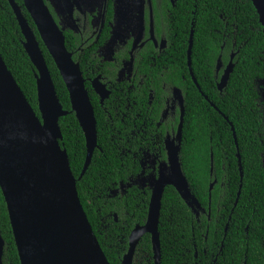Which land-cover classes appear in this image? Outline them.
<instances>
[{
	"label": "trees",
	"instance_id": "trees-1",
	"mask_svg": "<svg viewBox=\"0 0 264 264\" xmlns=\"http://www.w3.org/2000/svg\"><path fill=\"white\" fill-rule=\"evenodd\" d=\"M14 1L40 43L59 101L68 112L59 120L60 145L67 151L79 198L109 263L123 264L132 231L147 223L151 190L138 183L140 162L147 150L167 161V127L157 129L156 122L176 88L184 100L179 161L200 208L193 211L174 187L166 188L159 222L160 264H264V32L251 0H175L174 5L160 0L164 27L157 23L156 31L167 46L161 50L146 43L133 54V102L128 89L117 82L123 63L129 61L125 50L130 45L117 50L112 63L102 62L99 49L107 31L97 44L64 31L97 120L98 147L82 178L86 139L69 92L24 0ZM108 9L112 15L114 4L109 2ZM192 31L191 70L197 84L188 64ZM24 43L9 0H0V54L40 118L37 70ZM232 56L233 71L220 90ZM97 74L112 86L103 106L92 88ZM179 115L168 118L175 130ZM145 121L157 130L137 131ZM131 178L135 183L123 189L121 184ZM0 234L5 241L3 264H21L1 188ZM132 264H156L150 234L140 239Z\"/></svg>",
	"mask_w": 264,
	"mask_h": 264
},
{
	"label": "water",
	"instance_id": "water-1",
	"mask_svg": "<svg viewBox=\"0 0 264 264\" xmlns=\"http://www.w3.org/2000/svg\"><path fill=\"white\" fill-rule=\"evenodd\" d=\"M174 5L175 0H170ZM25 38L24 48L37 70L39 118L16 83L0 54V188L2 190L15 244L21 264H110L93 231L81 203L77 179L72 173L63 139L60 118L68 114L63 109L48 69L40 43L14 0H9ZM264 32V0H251ZM41 40L63 78L70 95L72 112L84 132L87 159L82 178L98 147L97 120L85 86L79 63L67 50L64 29L56 22L45 0H24ZM142 20L133 51L144 32ZM193 31L188 50L191 70ZM165 48L163 43L162 49ZM233 58L220 81L222 90L233 71ZM134 58L130 66L133 68ZM196 83V79L193 76ZM197 84V83H196ZM103 103L110 91L99 78L93 82ZM175 89L174 94L180 95ZM183 107V96H179ZM184 110L174 140L166 142L167 162L162 164L157 179L149 184L151 198L147 223L137 225L129 238V252L123 264H132L140 239L152 236L154 259L161 260L159 222L162 200L168 186L195 209L200 208L179 161L182 143ZM234 131V128H232ZM235 139L236 134L234 133ZM169 139V138H168ZM237 143V139H236ZM238 145V143H237ZM241 164V159L239 157ZM216 183V182H215ZM215 183L210 186L212 192ZM240 195V193H239ZM5 241L0 234V264H3Z\"/></svg>",
	"mask_w": 264,
	"mask_h": 264
},
{
	"label": "flooded vegetation",
	"instance_id": "flooded-vegetation-1",
	"mask_svg": "<svg viewBox=\"0 0 264 264\" xmlns=\"http://www.w3.org/2000/svg\"><path fill=\"white\" fill-rule=\"evenodd\" d=\"M111 2L114 4V9L112 15L109 14L108 3ZM46 5L50 9L53 17L56 22L61 26V28L66 30H72L75 33H78L84 39V36H87L85 43H89L94 39L93 44H97L100 39L104 36V31H107L108 37L107 41L103 44V46L99 49V57L102 59V62L112 63L114 61V57L116 55L117 50L124 48V50L130 45V49H126L125 52L129 54V61H125L123 63V67L118 73V84L124 85L121 88H127L128 93L130 95V102L134 101V92L136 91V76L134 71V62L133 68L131 70L130 61L131 57L137 51L138 48H143L146 43H152L156 48H160L161 50L165 49L167 46V41L164 39L158 40L156 26L157 23H160L162 28L164 27V17L161 12V1L160 0H141V21H144V32L142 34L141 40L138 42L137 48L133 51V44L137 38L138 31L136 33H131L130 31V21L131 19L126 15L120 13L119 17H117L118 9H115V0H45ZM157 7V14L155 12V7ZM57 9H62L57 10ZM61 12L64 13V16L61 17ZM163 17V18H162ZM163 43H165V48L162 49ZM134 58V56H133ZM99 78L100 82L106 86L107 90L110 91V96L112 94L111 85L109 82L105 81V78L102 74L95 75L92 81V88L95 94L99 97L100 103L101 96L95 91L93 87V82L95 79ZM121 82V83H119ZM117 86H115V89ZM176 89V88H175ZM174 89V90H175ZM174 90L172 91L173 96L171 101L167 100L166 107L161 113V118L158 122H156L157 129H159L162 125L165 124L167 127V132L165 135L164 145L166 149V142L171 139L174 140L178 131V127L174 129V122L168 123V118L171 115L180 113L179 117L181 119L182 108L184 110V100L183 107L180 104L179 96L177 97L174 94ZM153 123H148V121L144 122L142 127H140L137 131H146L150 130V132H155L157 129L152 127ZM150 127V128H149ZM171 132V134H170ZM169 138V139H168ZM159 143V138L156 135L155 144ZM154 144V145H155ZM149 158H152L149 159ZM167 161H161L158 154L155 152H151L149 150L144 151L141 158V173L140 178H142L145 183L141 188H149L150 189V179H157L159 175V170L162 164ZM139 178V179H140ZM138 179V183H139ZM135 183L133 178L127 183V185L121 184L123 189L130 187ZM148 183V184H147ZM140 185V183H139ZM151 190V189H150Z\"/></svg>",
	"mask_w": 264,
	"mask_h": 264
},
{
	"label": "rangeland",
	"instance_id": "rangeland-1",
	"mask_svg": "<svg viewBox=\"0 0 264 264\" xmlns=\"http://www.w3.org/2000/svg\"><path fill=\"white\" fill-rule=\"evenodd\" d=\"M115 9H116V11L118 9L117 17H119L121 12H122V16L124 13H126V15H128V17L131 19L130 31H131V33H136L139 30L140 21H141V11H140V9H142L141 8V0H115ZM57 10L62 11V9H57ZM60 16L63 17L64 13L61 12ZM262 86H263L262 96L264 99V81H263ZM149 159L152 160V158H149ZM150 179L153 180L154 178L151 177ZM139 183H140V186H143L145 181L142 178H140Z\"/></svg>",
	"mask_w": 264,
	"mask_h": 264
}]
</instances>
